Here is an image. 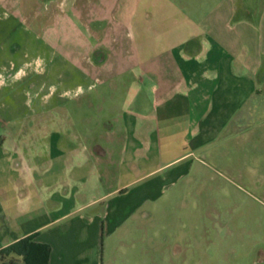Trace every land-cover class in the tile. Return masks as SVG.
Listing matches in <instances>:
<instances>
[{"label":"crops","instance_id":"obj_1","mask_svg":"<svg viewBox=\"0 0 264 264\" xmlns=\"http://www.w3.org/2000/svg\"><path fill=\"white\" fill-rule=\"evenodd\" d=\"M35 1L47 9L65 0ZM66 1L74 29H79L77 13L84 18L92 14L93 4H106ZM97 12L81 24L91 38L99 36L96 45L78 46L77 30L70 33L74 43L65 45L69 66L79 60L87 69L85 84L64 88L58 98L56 90L58 114L52 130H42L49 140L44 147L50 144L52 150L54 176H46L51 170L41 166L35 170L42 176L0 178V252L33 237L51 248L48 264H110L123 245L150 244V238L135 237V232L148 233L158 202L183 176H196L198 164L229 154V145L250 127L246 109L252 111V101L264 95V16L259 27L252 20L232 26L230 17L207 19L192 36L149 29L146 35H133L131 46L107 49L101 32L108 24ZM49 17L53 24L60 16L51 12ZM141 36L149 37L148 44L137 39ZM11 69L0 73L1 83L21 77V70ZM130 73L134 82L127 95L116 96V112H93L94 102L107 99L92 94L97 87L123 81ZM124 81L128 86L129 80ZM69 91L87 98L83 128L63 101ZM21 167L32 170L25 161Z\"/></svg>","mask_w":264,"mask_h":264},{"label":"rangeland","instance_id":"obj_2","mask_svg":"<svg viewBox=\"0 0 264 264\" xmlns=\"http://www.w3.org/2000/svg\"><path fill=\"white\" fill-rule=\"evenodd\" d=\"M113 2L105 0L106 4L99 8L93 4V15L87 13L84 18L77 13L80 17L75 24L79 29H74V17L66 0L47 9L35 0H0V73L6 74L7 67L16 73L21 70V77L0 81L2 180L4 176H42L35 167L52 169V150L50 144L44 147L49 140L43 138L42 130L46 126L52 130L53 119L58 114L53 108L54 94L58 90V98L64 88L72 90L85 84L87 71L79 60L69 66L65 45L74 43L70 33L75 35V30L78 46L96 45L99 36L91 38L81 26L95 12L108 24L101 32L102 44L107 49L115 45L131 46L133 35L143 31L142 35H146L149 29L166 30L178 37L192 36L201 31V24L207 19L224 21L230 17L232 26L252 20L259 27L264 16V0ZM51 12L60 16L53 24ZM38 14L39 22L34 21ZM178 37H173L171 43L176 44ZM137 39L149 42V37ZM122 78L130 84L123 85L124 80L106 81L97 87L92 94L99 92L107 99L94 102L93 112L99 109L106 115L116 112L120 103L116 96L127 95V88L134 82L131 73ZM260 87L264 90V79ZM74 93L69 91L67 100L63 101L74 113L77 127L83 128L87 98L84 94L75 98ZM252 103L249 106L252 111L246 109L250 127L229 145V154L219 160H206L205 166L198 164L196 176H183L158 202L148 233L135 232V237L150 238V244L145 241L123 245L118 260L108 261L110 264H264V95ZM22 161L28 162L32 170H23ZM46 176H54V171ZM150 248L153 251L149 254Z\"/></svg>","mask_w":264,"mask_h":264},{"label":"trees","instance_id":"obj_3","mask_svg":"<svg viewBox=\"0 0 264 264\" xmlns=\"http://www.w3.org/2000/svg\"><path fill=\"white\" fill-rule=\"evenodd\" d=\"M50 255L51 248L48 245L35 243L33 237H28L1 250L0 262L2 264H48Z\"/></svg>","mask_w":264,"mask_h":264}]
</instances>
